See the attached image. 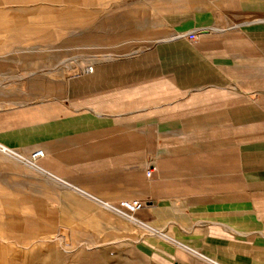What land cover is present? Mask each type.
Returning <instances> with one entry per match:
<instances>
[{"label":"crops","instance_id":"obj_1","mask_svg":"<svg viewBox=\"0 0 264 264\" xmlns=\"http://www.w3.org/2000/svg\"><path fill=\"white\" fill-rule=\"evenodd\" d=\"M31 1L0 28V260L58 242L72 264L79 234L264 264V0Z\"/></svg>","mask_w":264,"mask_h":264},{"label":"rangeland","instance_id":"obj_2","mask_svg":"<svg viewBox=\"0 0 264 264\" xmlns=\"http://www.w3.org/2000/svg\"><path fill=\"white\" fill-rule=\"evenodd\" d=\"M42 3L44 2L42 1ZM28 5H31L30 9H33L31 0H29V2H23L20 0H0V28L3 26L18 27L27 23L33 24L34 12L31 11L29 14H24L22 10L24 6L28 7ZM26 164L28 167H34L30 166L27 162ZM36 185L37 189L44 188L43 183H40L38 178H36ZM1 189H4V191L6 190V188ZM55 243L54 245L51 244L46 247V250L44 249L41 251L36 249L32 250V246L30 245L31 243H25L24 249L19 250V254L23 255L22 258L18 259L19 264H64V255L60 250V248H63V244H60L59 246L58 242L56 244ZM116 244L121 247L116 249L111 248L109 250H100L102 252L98 255L94 252L95 249H92V246H94L93 243L91 244V242L84 236L76 234L71 245L73 252L72 264H129L128 262L130 260L137 262V264H142L144 260L143 255L134 251L129 252L126 247H123L126 245V242H118ZM45 251H51V254H43ZM11 261L0 260V264H8ZM14 261H16V259ZM10 264L13 263L11 262Z\"/></svg>","mask_w":264,"mask_h":264},{"label":"built area","instance_id":"obj_3","mask_svg":"<svg viewBox=\"0 0 264 264\" xmlns=\"http://www.w3.org/2000/svg\"><path fill=\"white\" fill-rule=\"evenodd\" d=\"M188 37L190 40H194L195 39V34L194 33H189ZM93 68L91 66H87V68L85 69V72H92ZM44 156V153L41 150L35 149L32 150L28 157L25 158L24 160L30 165V166H35V163L40 160V158H42ZM150 172L147 173V176H149ZM131 209L133 210H139L141 207V203L138 202H132L128 205Z\"/></svg>","mask_w":264,"mask_h":264},{"label":"bare ground","instance_id":"obj_4","mask_svg":"<svg viewBox=\"0 0 264 264\" xmlns=\"http://www.w3.org/2000/svg\"><path fill=\"white\" fill-rule=\"evenodd\" d=\"M60 240V239H59Z\"/></svg>","mask_w":264,"mask_h":264}]
</instances>
